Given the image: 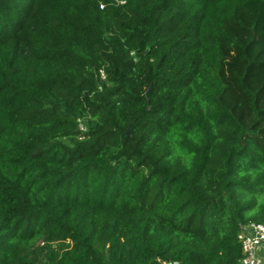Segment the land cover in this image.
Instances as JSON below:
<instances>
[{
  "label": "trees",
  "instance_id": "obj_1",
  "mask_svg": "<svg viewBox=\"0 0 264 264\" xmlns=\"http://www.w3.org/2000/svg\"><path fill=\"white\" fill-rule=\"evenodd\" d=\"M249 222L264 0H0V264H240Z\"/></svg>",
  "mask_w": 264,
  "mask_h": 264
},
{
  "label": "built area",
  "instance_id": "obj_2",
  "mask_svg": "<svg viewBox=\"0 0 264 264\" xmlns=\"http://www.w3.org/2000/svg\"><path fill=\"white\" fill-rule=\"evenodd\" d=\"M100 77L106 80L104 71H101ZM84 131L85 128L81 125ZM238 242L242 249V258L240 264H264V224L249 222L241 225L238 234ZM163 264H180L177 261H167Z\"/></svg>",
  "mask_w": 264,
  "mask_h": 264
},
{
  "label": "rangeland",
  "instance_id": "obj_3",
  "mask_svg": "<svg viewBox=\"0 0 264 264\" xmlns=\"http://www.w3.org/2000/svg\"><path fill=\"white\" fill-rule=\"evenodd\" d=\"M79 122L81 124H83V128L85 127V130L82 131V132H85L86 131V125H85V122L82 121L81 119L79 120ZM80 139H82V136L79 137ZM51 247L53 249H57L59 247V244L58 243H54L51 245ZM37 248V251L35 252V255L33 258L37 259L35 260L36 261V264H40L42 261H43V256L46 254L47 251L50 250L49 246H47L45 244V242L43 240H38L35 244H34V248L33 250H35Z\"/></svg>",
  "mask_w": 264,
  "mask_h": 264
},
{
  "label": "water",
  "instance_id": "obj_4",
  "mask_svg": "<svg viewBox=\"0 0 264 264\" xmlns=\"http://www.w3.org/2000/svg\"><path fill=\"white\" fill-rule=\"evenodd\" d=\"M127 134H128V136L130 135V129H128V133Z\"/></svg>",
  "mask_w": 264,
  "mask_h": 264
}]
</instances>
